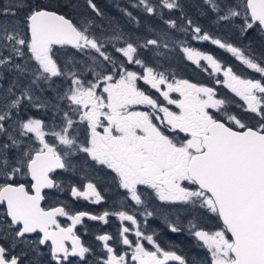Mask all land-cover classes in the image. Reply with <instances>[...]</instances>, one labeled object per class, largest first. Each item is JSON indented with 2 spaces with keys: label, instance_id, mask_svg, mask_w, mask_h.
Segmentation results:
<instances>
[{
  "label": "snow or ice",
  "instance_id": "1",
  "mask_svg": "<svg viewBox=\"0 0 264 264\" xmlns=\"http://www.w3.org/2000/svg\"><path fill=\"white\" fill-rule=\"evenodd\" d=\"M64 2L67 7H74L70 0ZM86 2L101 15L93 0ZM161 3L168 10L180 8L178 0ZM139 4L147 13H154L147 0H139ZM203 4L218 23L242 18V34L254 28L264 32V0H203ZM25 6L23 32L14 20L0 22V69L16 77L0 96V177L4 180L0 184V205L6 209L0 215V240L7 242L0 243V264H43L42 247H47L54 264H89L91 249L74 229L85 217L108 223L109 213L71 214L64 207H41L43 190L58 187L50 173L68 170V158L77 153L84 154L85 162L90 160L114 173L119 187L136 205L144 203L139 191V186H144L162 202H179L216 216L222 228L214 232L189 224L190 233L207 248L211 264H264V80L241 78L231 67L223 68L212 55L183 48L187 59L198 67L205 61L212 73L222 72L223 81L216 83H222L239 97L244 102V112L250 114L233 115L226 108L228 102L217 99L212 87L184 79L170 80L165 72L146 65L133 43L114 45L128 65L143 69L139 73L129 70L123 61L117 62L108 54L97 37L89 34L91 22L79 26L40 0L30 4L26 0H9L0 4V16L14 17ZM165 23L176 27L175 21ZM187 24L193 39L210 41L264 77V66L241 48L210 36L191 20ZM149 45L159 47V41L149 39L141 47ZM67 48L75 52H60ZM91 52L97 54L90 57L92 63L83 70L77 69L75 54L88 56ZM62 55L67 57L63 67ZM87 73H91L90 79H85ZM57 78L67 84L63 92L55 90L51 98L38 95L53 90ZM22 80L27 83L22 84ZM138 81L154 89L179 112L160 105L138 87ZM14 88L20 89L19 95ZM173 92L179 93L181 99H172ZM136 106L149 110H135ZM22 107L51 111V126L31 116L23 119ZM249 120L255 121L254 125ZM79 125L86 126L83 140L78 136ZM49 136L51 141L46 138ZM18 176L30 177L31 193L23 183L14 182ZM71 191L73 197L92 203L102 200L92 183L84 191ZM115 215L122 222L119 242L131 249L130 257L127 251L118 253L109 244L114 237L98 235L96 239L106 252L101 264H186L182 256L164 250L153 235L141 231L134 215L124 211ZM144 215L150 217L153 213L145 211ZM57 217H66L71 224L62 226ZM124 221L135 229L136 240L129 239L133 229L124 226ZM169 228L173 233L181 231L174 224ZM142 241L155 250L146 249ZM19 245H25L32 253L27 261L24 257L28 252L16 251Z\"/></svg>",
  "mask_w": 264,
  "mask_h": 264
},
{
  "label": "flooded vegetation",
  "instance_id": "2",
  "mask_svg": "<svg viewBox=\"0 0 264 264\" xmlns=\"http://www.w3.org/2000/svg\"><path fill=\"white\" fill-rule=\"evenodd\" d=\"M199 41V40H197ZM209 44L213 45L210 41H207ZM192 44H196L193 42ZM217 49L216 45H214ZM191 48L190 45H185L177 49L179 54L171 52V55L178 63L182 61V65H177L179 69H183L184 76L177 77L176 75L179 72L173 68L170 71L171 75H168L169 65L166 63L164 65L165 73L169 76V79H184L188 80L190 83H195L200 86L212 87L216 92L217 99H225L228 103L226 108L230 114L238 115L241 117L250 116L243 110V101L239 97L235 96L228 88H225L222 83H216L217 80L223 81L224 77L222 72L218 74L212 73V69L207 65V62L201 61L200 66L198 67L192 61L187 59L186 54L183 52V48ZM71 49V48H69ZM194 49V48H191ZM62 50V49H61ZM75 51L74 49H71ZM196 50V49H194ZM223 54L227 55V51L220 49ZM168 52V48H166ZM97 56L95 55H82L75 54L76 68L83 70L86 64H91L92 60L90 57ZM117 62L123 61L129 70L142 72L143 69L135 64L128 65L126 58L122 54H113L111 55ZM67 57H60V64L63 67L66 63ZM221 63L223 68L231 67L233 72L241 78L245 79H255V80H264V77H261L259 73H256L252 69H248L240 61L235 59L232 55L224 56L223 60H217ZM91 73H87L85 79H90ZM138 87L144 90L147 94L157 99L159 104L166 106L169 110L174 112H179V109L175 105L167 104V101H164L163 97L159 95L154 89H151L150 86L145 85L143 81H138ZM67 86L66 82L60 78H57L56 84L53 90L45 91L43 93H38L45 98H51L55 90H63L61 87ZM4 91L0 90V93ZM20 90L16 93L19 94ZM172 99H181L179 93L173 92L170 94ZM62 105V107H65ZM33 113L42 115V120L49 127L52 124L51 120V111H46L44 109H34L30 108ZM135 110L148 111L144 106H136ZM214 112V110H209ZM34 114V115H35ZM219 115V113H214ZM161 115H163L161 113ZM250 124L254 125L255 121H248ZM57 125L60 124V120L56 122ZM85 125L78 126V136L80 140H83L87 133L84 131ZM59 130V128H57ZM183 135V134H181ZM50 141L53 139L51 136L46 137ZM70 161V166L68 170L57 169L53 173H50V176L53 178L58 187L46 188L43 190L42 195H44V200L41 201V207L46 210H51L55 207H64L66 211L71 214H76L78 212H87L92 215H102L105 211L109 213L107 217L108 223H103L99 220L93 221L84 218L81 224H78L74 229L77 236L80 237L81 242L91 249V253L88 254L89 264H101L102 258H106V252L103 249L101 241H98L96 237L98 235L108 234L114 237V240L109 241V244L112 245L118 253L123 254L124 252L131 253V249H128L127 246L120 243V228L122 222L119 220L118 216L115 213L124 211L130 215H134L137 219L141 231L146 235H153L154 240L166 251H173L177 255L182 256L186 264H211V256L206 247L203 246L201 241H198L194 235L189 231V224L195 223L198 228L205 231L214 232L220 230L222 225L219 219L214 216L212 213L207 212L205 209L196 208L193 209L190 205H185L182 203H168L160 201L154 194L153 190L147 189L144 186H139V191L142 193V200L144 201L143 205H136L133 201L130 200L126 190L119 187L118 181L115 178V174L112 173L109 169L102 168L99 165L93 164L90 160L85 162L84 154L77 153L68 158ZM4 182L3 178L0 177V184ZM15 183H23L26 189L31 193V179L30 177H20L16 178ZM92 183L96 190L100 193L102 200L100 203H92L91 200H85L83 198H75L72 196V189L76 188L80 191L86 189V185ZM5 207L0 205V215L5 212ZM150 211L153 213L150 217H145L144 212ZM58 221L62 226H69L71 221L66 217H57ZM124 226L132 228V232L128 234L130 240H136L134 235L135 229L133 226L127 222H123ZM174 224L181 229L180 232L173 233L170 231L169 225ZM35 235V234H34ZM0 243H7L6 241L0 240ZM146 249L154 251L155 249L152 245H149L147 241H142ZM68 246H71V242H67ZM23 249L25 252H28V256L24 257L25 261L31 258L32 253L27 249L25 245H19L16 249L19 252ZM41 251L45 253L42 256L43 264H54L51 261L50 255H48L47 247H42ZM170 264H176L171 262Z\"/></svg>",
  "mask_w": 264,
  "mask_h": 264
},
{
  "label": "trees",
  "instance_id": "3",
  "mask_svg": "<svg viewBox=\"0 0 264 264\" xmlns=\"http://www.w3.org/2000/svg\"><path fill=\"white\" fill-rule=\"evenodd\" d=\"M9 0H0V4H7ZM37 0H26V4L35 3ZM42 4H46L57 10L67 17L73 23L79 26H89V34L97 37L103 44L108 54H119L115 51L116 46H125V42L133 43L138 47V57L148 66L153 67L158 72H164V65L167 63L168 75L173 68L179 74L177 77H183V69H179L177 65H182V61H175L171 52L179 54L178 48L190 45L203 54H210L217 60H223L224 56L230 55L227 52L223 54L220 49L207 41H197L193 39V33L189 28L187 21L191 20L193 25L200 26L210 36L220 39L224 42L231 43L241 48L246 54L250 55L255 61L264 66V34L257 30L251 29L245 33H241L240 29L243 20L237 18L231 23H218L215 21L214 14L207 10V6L203 4V0H178L180 8L168 10L163 8L161 0H147L154 7L153 14L146 12L143 5L139 4V0H93L101 15H97L88 6L86 0H70L74 7H67L64 0H40ZM237 3L238 0H232ZM57 4L60 6L57 8ZM13 11H16L13 9ZM27 11L25 6L23 10L17 12L16 16H0V22L16 21L23 29L24 16ZM129 13L131 16H129ZM175 21L176 27H169L165 21ZM121 39H114L115 37ZM149 39H157L159 47L149 45L141 47ZM195 42L196 44H192ZM167 45V47H165ZM168 48V52H166ZM61 53H74L75 51L67 48L60 50ZM79 54V53H78ZM91 52L89 55H95ZM63 57H66L62 55ZM22 60H16V63H23ZM16 77L14 73L0 69V96L6 93V89L13 84ZM22 84H26L27 80H22ZM19 88H14L17 92ZM31 107L21 108L20 116L27 119L29 116L41 119L42 115L33 113ZM35 114V115H34ZM59 118L56 119V122Z\"/></svg>",
  "mask_w": 264,
  "mask_h": 264
},
{
  "label": "rangeland",
  "instance_id": "4",
  "mask_svg": "<svg viewBox=\"0 0 264 264\" xmlns=\"http://www.w3.org/2000/svg\"><path fill=\"white\" fill-rule=\"evenodd\" d=\"M239 19H241V20H243L242 18H239ZM230 54V53H229ZM231 55V54H230ZM236 59V58H235ZM245 66V65H244ZM246 67V66H245ZM249 69V68H248ZM61 89L64 91V89H65V86H63V87H61ZM60 91V90H59ZM62 91V92H63ZM19 95V94H18ZM15 118V117H14ZM18 135V134H17Z\"/></svg>",
  "mask_w": 264,
  "mask_h": 264
},
{
  "label": "water",
  "instance_id": "5",
  "mask_svg": "<svg viewBox=\"0 0 264 264\" xmlns=\"http://www.w3.org/2000/svg\"><path fill=\"white\" fill-rule=\"evenodd\" d=\"M263 34H264V32H263ZM220 221V220H219ZM220 223H221V225H222V222L220 221ZM171 263V262H170ZM176 263V262H175Z\"/></svg>",
  "mask_w": 264,
  "mask_h": 264
}]
</instances>
